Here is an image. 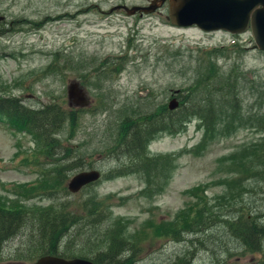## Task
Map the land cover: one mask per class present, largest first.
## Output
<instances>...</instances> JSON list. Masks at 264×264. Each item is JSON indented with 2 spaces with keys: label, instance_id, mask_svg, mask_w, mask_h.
I'll list each match as a JSON object with an SVG mask.
<instances>
[{
  "label": "rangeland",
  "instance_id": "1",
  "mask_svg": "<svg viewBox=\"0 0 264 264\" xmlns=\"http://www.w3.org/2000/svg\"><path fill=\"white\" fill-rule=\"evenodd\" d=\"M149 2L0 0V17L5 20L0 25V98L19 99L31 109L53 102L75 109L69 107L66 88L78 82L90 106L76 109L74 131L67 121L58 135L73 146V155L85 164L83 170L101 172L98 182L79 193L55 190L51 197L49 189L57 188L44 177L51 163L36 156L32 137L0 115V206L39 215L65 203L69 212L80 217L85 215V200L95 196L103 201L102 224L82 221L63 238L61 251L73 255L107 250L112 235L120 231L138 244L129 264H182L190 255L192 264H258L262 254L252 257L238 240L228 237L223 222L201 227L199 221L212 212L221 220L234 204L256 207L255 212L264 217V196L251 192L255 182L236 199L243 189L235 182L238 161L229 159L264 138V121L235 123L226 136L216 137L203 149L205 129L196 117L187 118L177 134H157L147 147L149 156L175 155L176 161L165 188L151 197L145 193L147 182L135 174L106 177L126 159L108 157L114 154L110 146L117 142L120 123L160 113L172 100L180 106L191 91L188 88L198 85L203 97L211 93L217 102L212 85L236 78L235 91L245 118L264 117V51L253 49L250 32L232 35L174 27L166 19L167 4L143 16L109 13L115 5L147 6ZM109 63L116 64L115 72H105ZM40 182L41 188L25 189L28 183ZM187 222L191 229L184 227ZM28 243L25 232L2 243L0 264L34 262L19 257L17 248ZM125 256H132L131 248Z\"/></svg>",
  "mask_w": 264,
  "mask_h": 264
},
{
  "label": "trees",
  "instance_id": "2",
  "mask_svg": "<svg viewBox=\"0 0 264 264\" xmlns=\"http://www.w3.org/2000/svg\"><path fill=\"white\" fill-rule=\"evenodd\" d=\"M114 65L116 64L109 63V66L104 69L105 72H115ZM97 71L95 69V72ZM212 86V90L215 91L213 93L219 97L217 102L212 98L211 93L203 97L199 90L200 87L197 85L194 89L186 88L191 91L188 96L183 98L181 105L173 111H170L168 107H162L160 113H152L138 118L136 121L128 119L122 121L117 132V142L110 146L114 154L111 153L108 157L115 155L119 159L118 161L123 157L126 159L115 170L108 171L106 177L111 179L135 174L147 182L148 187L145 193L151 197L159 194L165 188L176 161L175 155L149 156L147 147L157 134L163 132L177 134L182 130L183 123L187 118L196 117L203 123L205 129L201 144L203 149L216 137L226 136L235 123L242 126L252 121H264V117L256 119L255 115L245 118L241 102L238 99L240 94L235 91L238 90L236 78L231 77L226 83ZM77 114L78 110L68 109L57 102L49 103L39 109H31L22 105L19 99L0 98V115L6 116L17 131H25L32 137L37 144V152H39V155L36 156H43L48 159L47 164L51 163V169L44 173L47 183L57 188L49 189L48 193L51 197L54 196L55 190L57 193L61 192L67 195L69 192L66 182L70 175L82 171L85 167L82 160L73 155V146L64 142L69 143V141L60 140L58 135L67 121L70 123L71 129L75 130L78 121ZM223 125L224 128L221 130L219 127ZM239 154H242V157L238 158ZM229 159H233L234 162L238 161L235 167L239 171V176L235 182L239 188L243 189L236 199L240 200L247 193V185L251 182H255L251 188L253 195L260 196L262 194L264 196V138L252 145L249 151L245 149L240 153H233ZM40 184L41 182L30 186L25 185V189L33 187L38 189L41 188ZM231 187V185L228 186L229 191ZM102 203L103 201H99L95 196L85 200L82 206L85 215L80 217L78 214L69 212L67 210L69 207L65 203L55 205L47 212H38L39 215L35 211L28 213L23 209L11 212L3 210L0 206V245L25 232V237L29 239V246L26 248L19 246L17 249L21 250L19 257L26 261H35L40 256L53 255L66 259L85 258L95 264H129L137 252L138 244H133L129 237L120 231V233L116 232L112 235V242L107 250L99 251L93 255H73L60 249L63 238L72 227H77V224L80 225L82 221L91 225L102 224L105 221L103 216L105 207H100ZM229 209V213L221 220L217 219L221 215L212 212L199 221V226L223 222L228 237L238 240L242 247L244 246L252 254L261 251L264 240V217L261 213L255 212L259 209L235 204ZM30 214H36V216ZM258 217L263 221L258 220ZM186 226L191 229L192 224L187 222L184 227ZM30 228L33 230L32 232L29 230ZM130 248L132 256L129 258L125 256V252ZM191 260L192 256L190 255L182 264H192Z\"/></svg>",
  "mask_w": 264,
  "mask_h": 264
},
{
  "label": "water",
  "instance_id": "3",
  "mask_svg": "<svg viewBox=\"0 0 264 264\" xmlns=\"http://www.w3.org/2000/svg\"><path fill=\"white\" fill-rule=\"evenodd\" d=\"M165 1L168 2V16L170 24L176 27L195 26L205 32L223 30L231 34H240L250 30L254 45L253 49L264 51V0H152L146 7L124 5L113 7L114 10H122L126 15L137 12L149 14L154 12ZM69 105L85 107L88 99L85 92L77 82H72L67 87ZM177 102H169L168 108L174 110ZM100 178L98 170L82 171L74 174L67 189L71 193H77L83 187L97 181ZM30 264H95L85 258L66 259L59 256L44 255Z\"/></svg>",
  "mask_w": 264,
  "mask_h": 264
},
{
  "label": "flooded vegetation",
  "instance_id": "4",
  "mask_svg": "<svg viewBox=\"0 0 264 264\" xmlns=\"http://www.w3.org/2000/svg\"><path fill=\"white\" fill-rule=\"evenodd\" d=\"M5 22L4 20V17H0V25L3 24ZM264 224V222H263ZM263 248V247H262ZM264 248L261 250V251H257L256 253L252 254V257L257 254H262L261 257H262V260L260 262H258V264H264V252H263Z\"/></svg>",
  "mask_w": 264,
  "mask_h": 264
},
{
  "label": "bare ground",
  "instance_id": "5",
  "mask_svg": "<svg viewBox=\"0 0 264 264\" xmlns=\"http://www.w3.org/2000/svg\"><path fill=\"white\" fill-rule=\"evenodd\" d=\"M264 226V225H263ZM262 240V239H261ZM264 241V240H263ZM260 242V241H259ZM260 244V243H259Z\"/></svg>",
  "mask_w": 264,
  "mask_h": 264
}]
</instances>
